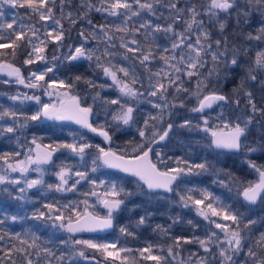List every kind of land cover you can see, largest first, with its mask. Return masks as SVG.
<instances>
[{"label": "snow or ice", "instance_id": "6c2138e0", "mask_svg": "<svg viewBox=\"0 0 264 264\" xmlns=\"http://www.w3.org/2000/svg\"><path fill=\"white\" fill-rule=\"evenodd\" d=\"M5 6L13 10H30L28 22L18 15L6 18ZM94 13H100L104 22L93 23L91 16ZM257 15L260 17L259 26L249 30L252 18ZM32 16L36 18L34 23ZM81 22L88 26V30L80 28L78 42L66 45L72 29ZM230 22H234V26ZM158 34H163L167 43H158ZM139 37L146 41L151 39L142 43ZM237 38L241 43L236 42ZM90 41H95V46H90ZM49 45L53 46L51 59ZM115 48L124 50L123 59L130 61L128 66L112 62L117 56L113 51ZM19 49H24V65H41L36 70L29 68L27 76L7 59L11 57L14 61ZM62 49L67 55L57 54ZM82 60L95 61L103 74L111 79V86L118 89L117 98L103 101L104 106H117L111 115L117 128L120 124L130 126L137 121L142 100L156 112L145 115L142 127L137 129L142 139L133 146L131 154L127 150L118 154L111 147L106 150L83 137L77 138L75 133L71 134L72 142L50 144H39L34 136L23 159H17L21 156L20 151L0 153V185H21L14 199L26 200L28 190L38 187L64 193L77 191L82 182L91 185L88 191L81 193L83 200L43 203L31 217L13 215L9 218L4 215L0 218V226L9 219L12 222L32 219L50 222L52 227L70 234L67 239L60 240L65 250L58 254L42 243L41 237L31 229L23 233H7L0 227V241H4L7 235L10 241L17 242L10 243L7 248L0 247L3 253L0 264H17L14 259L17 255L22 258L21 264H79L81 259L101 264L96 259L97 254L105 264H138L139 261L185 264L183 258L177 261L176 257L182 245L190 243L198 244L205 253L203 257L197 256L196 264H216L217 259L219 264H264V231L253 232L258 221L245 219L206 188H188L179 195L183 207H194L199 216L214 225L203 238L175 237L173 244L166 249L161 245L147 244L135 250L118 246L119 241L74 238L77 233L112 229L114 214L120 211L125 199L134 194L116 182L92 178L91 173H96L100 167L137 177L141 192L157 197L160 190L163 193L176 192L178 181L187 183L183 177L208 172L210 165L207 161L191 163L183 157L165 158L163 149L167 145L163 142L170 139V134H175L174 128L202 131L209 137V147L233 155L248 156L258 151L264 154V134L260 141L251 139L257 125L264 129V96L258 103L249 86L259 84L260 90L264 91V0H0V73L14 78L3 82L42 90L50 100L56 98V102L44 103L36 94L25 92L10 96V100L19 103L10 107L0 105V137L15 139L18 147L23 148L25 145L20 143L19 135L22 130L28 128L30 122L46 119L73 122L111 144L108 127L94 125L93 106H86L74 91L81 82L89 88L103 89L105 85H97L81 75L74 79L56 76L62 63ZM156 61L159 66L154 70ZM209 64L211 67L205 72ZM137 65L147 74L144 78L147 84L137 74ZM194 78V88L186 87L185 84ZM233 80L235 83L230 92L221 90V82ZM183 93L187 96L181 98ZM99 95L97 92L93 97L94 103ZM193 98L195 103L187 110L201 114L199 122L189 118L179 124L172 121L174 110L187 108ZM25 101H34L39 107L28 114L23 111ZM213 108L219 109L214 120L207 113ZM93 148L95 155L89 169L86 157L92 155L89 150ZM62 149L77 156L81 164L78 167L64 163L56 166L58 171L53 174L59 182L45 184L43 166L51 164L54 154ZM169 160L172 163H168ZM246 163L256 173V180L243 183L229 171L224 172L227 180L217 182L223 187L239 185L238 194L252 205L264 201V165L250 159ZM30 171L40 173L39 177L30 179ZM13 173H19V176L14 177ZM3 191L9 192V188L5 187ZM89 197H95L107 209L106 214L97 212ZM146 219L141 216L136 227L144 225ZM156 228L167 234L168 230L162 225ZM119 232L123 236H135V231L128 225L120 226ZM48 243L55 246L52 240Z\"/></svg>", "mask_w": 264, "mask_h": 264}, {"label": "trees", "instance_id": "16d2710c", "mask_svg": "<svg viewBox=\"0 0 264 264\" xmlns=\"http://www.w3.org/2000/svg\"><path fill=\"white\" fill-rule=\"evenodd\" d=\"M4 11L5 17L8 19H10L13 15H18L20 17H23L25 22H28V14L30 10H13L5 6ZM91 18L93 20V23L104 22L100 13L92 14ZM259 18L260 17L258 15L252 18V28L249 30L255 29L259 26ZM31 21L34 23L36 21V18L32 16ZM230 23L234 26V22ZM65 26L67 27V22H65ZM82 27L88 30V26L84 24V22L77 24L70 33L71 38L66 39V45H72L78 42L79 37L77 35V31ZM139 38L141 39L142 43H147L151 39L149 38L148 41H146L144 37ZM157 42L162 45L167 43V41L163 37V34L157 35ZM236 42L241 43L239 38H237ZM95 43V41H90V46H95ZM114 50H116L115 53H117L118 56H116V58L112 62L114 64H122L124 66H128L130 61H126L123 59L124 50L121 48H115L113 49V51ZM52 51L53 46L49 45V59H51ZM23 52L24 49H19L18 55L14 61L11 57H8L7 59L15 63V65L19 66L21 68V71L24 72V74L27 76L29 68H31V70H36L41 65H24L23 60L25 59V56ZM57 54L67 55V52L66 50L62 49ZM157 66H159L158 61L154 62L153 64L154 70ZM210 67L211 65L209 64L208 67L204 69V71L207 72L208 68ZM136 71L140 78L144 80L145 84H147V81L144 79L147 74L143 72L142 68L137 65ZM76 75H81L88 79H91L95 81L97 85H105V88L103 89L99 87L89 88L86 84L81 82L77 84V87L74 91L83 99L86 98L87 102L85 103V105H88L89 101L93 99L97 92H99L100 95L99 98L96 99V101H101L102 103L95 104L93 102L92 105L94 110L101 109L104 117H99L98 121L93 123L94 125L104 124L108 127L110 134L112 135L111 144L107 145L105 140L97 137V135L85 129H82L81 127L73 126V128L70 124L42 120V122H30L28 128L22 130V134H19L20 143L25 145L23 148L18 147L15 139L9 140L6 137H0V153L20 151L21 156L17 159H23L27 154V147L31 146L30 141L34 136L37 137V143L39 144L72 142L73 136L71 134L73 131L68 128L72 127L75 134H77V138L83 137V139L87 142L92 143L93 145H100L105 149L111 147L119 154L124 150H127V152L131 154L130 151L133 149V146L139 143L142 139L139 137L137 129L142 127L145 115L148 112L155 113L156 110L153 109L151 105L142 100L138 108V119L134 123V125L126 128L124 127V125L120 124L117 128L116 122H113L111 120V115L113 114L115 107L113 105L104 106L103 101L108 99H115L119 95L118 93L113 92V90L111 89L108 90L111 85L106 84V77L103 74L102 69L96 66L95 61L86 60L84 62H73L72 64L62 63L56 73V76L59 79H74ZM5 80V77L0 76V105L4 107H10L14 104L19 103L10 100V96L25 92L28 93V95H32L35 91L33 89H27L23 85H19L14 82L10 84L4 83L3 81ZM193 80L195 81V79ZM194 81H192L191 83H186L185 86L194 88ZM234 83L235 80H233L232 82H221V90L225 93L230 92L232 87L234 86ZM249 86L252 88L254 95L256 96L259 103L261 96H264V91L260 90L259 84H250ZM137 87H139V85H137ZM42 94V90L40 91V93H36V95ZM184 96H187V94H181V98H183ZM38 107L39 106H36L33 101H25L23 105V111L31 114L35 112ZM105 107L108 109L107 113L105 112ZM218 112V108H213L207 111L210 117L211 115H213V117H211L213 120ZM199 117L200 114L192 113L187 109H177L174 110L171 119L176 124H179L182 123L185 118L192 119L194 122H199ZM174 133V135L170 134V139L166 141V143H164L167 145L163 149V153L166 159L168 157H171L174 160L176 158L183 157L185 159H188L191 163H200L203 161H207L210 165L208 172L198 176L190 175V178H188L187 180L186 188L188 189L196 187L208 189L215 196L219 197L226 205H229L233 210L241 213L245 219L251 218L258 221V223L253 226L254 233L258 234V231H264V223H261V221H264V201H260L259 205H257L256 207L248 206L241 200V197L237 192V188L239 187V185L230 184L228 187H223L217 182L219 180H227L224 172L229 171L236 177H238L239 180L243 183L253 181V179L249 177L248 171L251 173V170L248 167L246 160L250 159L259 165H264V154L259 151L251 153L248 156L233 155L232 153L225 154L218 150L216 151V149L213 147H209L206 141L207 135L202 131L197 132L188 131L183 128H174ZM262 134H264V129L257 125V127L253 129L251 139L260 141ZM89 152L92 155L86 157V160L88 161L90 169V161L95 155V148L90 149ZM243 160L244 165L242 162ZM62 163L77 167L81 164L79 158L74 154L68 152L66 149L58 151L57 155L53 159L51 166H49L51 172H47L44 176L45 184H54L59 182L58 178L53 173L58 171V167L56 166L61 165ZM168 163H172V161L169 160ZM103 168L105 167L99 168L102 169V175L101 173H98V169L96 173H91V177L97 179L98 181L101 180L105 175L103 172ZM74 170L76 169L74 168ZM244 170L245 173L243 172ZM105 171L108 173V179L113 177L121 179L123 181V187L127 191H130L134 194L125 199V204L123 205L121 210L115 214V229L113 232L108 233L107 235L82 236V239H93L101 242L108 238H112V242L119 241L118 246H125L134 250L142 248L147 244L161 245L166 249L173 244V238L175 237L203 238L206 232L209 229L213 228V226L210 225L208 221H205L203 217L197 214L194 207H183L179 201L178 196H175V201H171L170 199H168L172 197L173 193L171 195L160 194L159 196L161 198L159 196H149L146 194V192H141L140 188L138 187L137 181L121 174L112 173L107 170ZM73 179H75V177H73ZM20 186L21 185H0V218H3L4 215H7L9 218L13 215L31 217L32 213L36 209L41 208L43 203L59 201L61 204H63L72 200H83L84 197L81 195V193L88 191L91 187V185L87 182H82L81 185L78 186L77 191L64 193L48 191L46 188L38 187L31 189L30 192H27L26 200H17L13 197L18 195L17 189ZM5 187L9 188V192L3 191ZM179 189L180 188H178V191H180ZM88 199L94 200L93 197H89ZM95 210L101 215H104V213L101 212L102 210H104L102 206H97ZM141 216L147 217L146 223L144 225L136 227V221H138ZM188 221H192V223L189 224ZM124 225L131 226V228L135 231L134 237L123 236L119 232V227ZM157 225H162L165 229H167V234H163L161 231H159L156 228ZM0 227H3L5 232L7 233H23L24 231L31 229L41 237L42 243H44L49 248H53V250L57 251L58 254L59 252L65 250V246L60 244V240L67 239L69 237V234L67 232L52 227L50 222L45 223L44 221H36L32 219H25L23 222H12L9 219L3 226ZM50 240L54 241L55 246L52 243H48V241ZM10 243L14 244L17 242L15 240L10 241L9 237L6 235L5 240L0 241V247L7 248ZM213 251H215V249ZM2 255L3 253L0 252V256ZM89 255H91L90 251ZM204 255L205 253L198 244L190 243L182 245V250H178L176 259L177 261H179L181 258H183L185 264H196L197 256L203 257ZM241 256H243V253H241ZM14 259L17 260V264H21V257L17 255L14 256ZM96 259L100 260L101 264H105L103 259L98 254L96 255ZM79 264H92V262L84 261L81 259L79 260ZM138 264H151V262L139 261ZM216 264H219L218 259L216 261Z\"/></svg>", "mask_w": 264, "mask_h": 264}, {"label": "rangeland", "instance_id": "374dc122", "mask_svg": "<svg viewBox=\"0 0 264 264\" xmlns=\"http://www.w3.org/2000/svg\"><path fill=\"white\" fill-rule=\"evenodd\" d=\"M112 19V18H111ZM113 19H115V18H113ZM260 19V18H259ZM114 52H116V50H114ZM118 56V55H117ZM83 62L84 61H86V60H82ZM77 62H79V61H77ZM51 75V74H50ZM2 77H5L6 78V80H14V78H12V77H6V76H2ZM106 77V80H105V82H106V84L108 85H112V81H111V79L109 78V77H107V76H105ZM185 79H187L186 77H185ZM195 79V78H194ZM194 81V80H193ZM195 82V81H194ZM109 89H111V90H113V92H115V93H118V95H119V92H118V89L116 88V87H113V86H110V88H108V90ZM40 91L41 90H35L34 91V93L33 94H36L37 92H39L40 93ZM41 96V100H42V102H44V103H49V102H56V98L55 97H52L51 98V100H50V98L48 97V96H46V95H44V93L42 94V95H40ZM170 99H171V97H170ZM93 100V99H92ZM92 100H90L89 101V103H88V105H86V106H93L92 104H93V101ZM34 102V101H33ZM82 102L85 104L86 102H87V100L86 99H83L82 98ZM35 103V102H34ZM101 104L102 102L101 101H95V104ZM194 103H195V100H194V98L190 101V102H188L187 103V108H185V109H188V108H191L193 105H194ZM36 105V104H35ZM36 106H38V105H36ZM115 108L117 107V106H115V105H113ZM98 113V114H97ZM99 117H101V118H103L104 117V115L102 114V110L100 109V110H94V108H93V116H92V119H93V122H96V121H98V119H99ZM211 117H213V115H211ZM46 120V119H45ZM47 121H50V120H47ZM107 121V120H106ZM105 121V122H106ZM50 122H53V121H50ZM168 122V118H167V116L165 117V123H167ZM71 125V124H70ZM134 125V124H133ZM72 127H73V125H71ZM130 126H132V125H130ZM72 127H68V128H70V130H72L73 132H72V134L73 133H75L74 132V127L72 128ZM124 127H129V126H126V125H124ZM206 141H207V143L209 144V137L207 136L206 137ZM114 150V149H113ZM115 151V150H114ZM217 151V150H216ZM130 153H132V150L130 151ZM223 153H225V152H223ZM119 154V153H118ZM244 157V156H243ZM220 159V158H219ZM244 159V158H243ZM243 162V165H244V160L242 161ZM49 166H51V164L50 165H44L43 167H44V169H45V175H46V173L47 172H51V170L49 169ZM48 167V168H47ZM106 170V168H103V172H104V176L102 177V179L101 180H104V181H112V182H116V183H118V184H120V185H123V181L121 180V179H119V178H115V177H113V178H110V179H108V173L105 171ZM251 170V173L248 171V174H249V177L250 178H252L253 179V181L254 180H256L257 179V175H256V173L252 170V169H250ZM108 171V170H107ZM244 173H245V170L243 171ZM98 173H101V175H102V169H99V171H98ZM14 177H18L19 176V173H13L12 174ZM39 175H40V173H38V172H33V171H30L29 172V174H28V176H29V178L30 179H35V178H38L39 177ZM44 175V176H45ZM35 177V178H34ZM188 178H190L189 176H187V177H183L182 178V180H185V181H187L188 180ZM108 179V180H107ZM178 184H179V187L178 188H180L179 190L180 191H178V188H177V191L176 192H173V195H172V197H170V198H168V199H170L171 201H175V196H178L179 197V195H180V192H181V195L182 194H184L185 193V191L187 190V183H182V182H177ZM176 187V186H175ZM30 190L31 189H29L28 191L30 192ZM97 191H102V189H97ZM160 197V196H159ZM94 198V200L93 199H89V201H90V203H95V209H96V207L97 206H102L101 204H99V202H97L96 201V198L95 197H93ZM161 198V197H160ZM166 199V198H165ZM97 205V206H96ZM102 208H104L103 206H102ZM102 213H104V214H106V212H107V210H102L101 211ZM115 215V214H114ZM213 226V228H214V225H212ZM217 232H219V230L218 229H215ZM76 238H79V239H82V235L81 236H79V237H76ZM112 238H108V239H106V240H103V241H101V242H112Z\"/></svg>", "mask_w": 264, "mask_h": 264}, {"label": "water", "instance_id": "95a60500", "mask_svg": "<svg viewBox=\"0 0 264 264\" xmlns=\"http://www.w3.org/2000/svg\"><path fill=\"white\" fill-rule=\"evenodd\" d=\"M17 66V65H16ZM17 67H19V66H17ZM0 76H6L4 73H0ZM7 77V76H6ZM209 110H211V109H209ZM209 110H207V111H209ZM198 114V113H197ZM59 122H69V121H59ZM71 123H73V122H71ZM75 124V123H74ZM77 125V124H76ZM80 126V125H79ZM216 150H218V151H220V152H225V154L226 153H229V152H227V151H225V150H219V149H216ZM56 154V153H55ZM55 154H54V156H55ZM54 156H53V158H54ZM48 165H50V164H48ZM107 168V167H106ZM109 171H112V172H118V173H121V174H125V175H128V176H130L131 178H134V179H136V180H138V178L137 177H134V176H132L131 174H128V173H124V172H121V171H119V170H116V169H109V168H107ZM174 187H175V185H174ZM161 191V193H163L162 192V190H160ZM167 194H170V193H167ZM241 197V200L246 204V205H248V206H251V207H256L257 205H259V203H260V201H258L256 204H252V205H250V204H248L246 201H244V199H243V197H242V195L240 196ZM115 221H113V224H114V226H113V228L112 229H108V230H106V231H103V232H95V233H88V232H85V233H77V234H75V236H74V238H76V237H79V236H96V235H106V234H108V233H111V232H113L114 231V229H115V223H114ZM69 234V233H68ZM70 235V234H69Z\"/></svg>", "mask_w": 264, "mask_h": 264}, {"label": "flooded vegetation", "instance_id": "af4514ba", "mask_svg": "<svg viewBox=\"0 0 264 264\" xmlns=\"http://www.w3.org/2000/svg\"><path fill=\"white\" fill-rule=\"evenodd\" d=\"M50 121H52V120H50ZM54 122H57V123H66V124H71V125H73V126H76V127H80L79 125H76V124H74V123H71V122H59V121H54ZM92 122H93V119H92ZM83 129V128H82ZM85 130H87V129H85ZM88 131V130H87ZM93 134H95V133H93ZM95 135H97V134H95ZM97 137H100V138H102L103 139V137H101V136H99V135H97ZM104 140V139H103ZM163 143H166V141L165 142H163ZM106 144L108 145L109 144V142H107L106 141ZM108 148H106V150H107ZM57 155V152H56V154H55V156ZM54 156V157H55ZM54 159V158H53ZM53 162V161H52ZM52 164V163H51ZM106 168V167H105ZM106 170H108L107 168H106ZM109 171V170H108ZM109 172H112V171H109ZM112 173H116V174H121V173H118V172H112ZM121 175H124V176H127V177H129V178H131L130 176H128V175H125V174H121ZM131 179H133V180H135V181H138V180H136V179H134V178H131ZM161 194H167V193H161ZM172 193H170V194H167V195H171ZM123 207V205L121 206V208ZM105 209V208H104ZM105 210H107V209H105ZM121 210V209H120ZM119 212V211H118ZM118 212H116V213H118ZM115 213V214H116ZM114 221H115V215H114Z\"/></svg>", "mask_w": 264, "mask_h": 264}]
</instances>
